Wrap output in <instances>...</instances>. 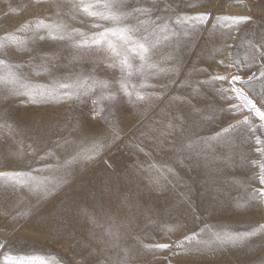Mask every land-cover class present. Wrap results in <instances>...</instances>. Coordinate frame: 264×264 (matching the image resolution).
<instances>
[{
    "label": "rangeland",
    "instance_id": "374dc122",
    "mask_svg": "<svg viewBox=\"0 0 264 264\" xmlns=\"http://www.w3.org/2000/svg\"><path fill=\"white\" fill-rule=\"evenodd\" d=\"M74 2L0 0V37L15 33L27 40L25 50L8 46L0 59L24 65L20 71L40 85L77 76L95 82V90L79 99L37 96L35 103L0 85V172L62 178L47 191L0 179V264L9 252L56 257L60 264H264V232L235 244L185 240L198 233L200 241H210L214 232H245L264 224V199L251 198L264 188L259 164L253 163L264 162V151H256L264 149L256 142L257 137L264 142V121L247 109L229 111L237 101L218 91L239 75L236 86L264 110L259 77L264 0H124L123 10L154 8L153 19L212 14L187 36L159 47L155 62L166 71L145 70L143 77L130 78L137 85L130 90L148 93L145 100L120 90L122 73L111 66L107 50L74 48L68 40L50 39L46 30H20L36 19L88 33L101 30L92 25L104 22L74 9ZM220 15L251 19L227 28L217 24ZM236 58L251 67L227 66ZM40 65L48 71L37 75ZM217 74L229 81H211ZM253 74L256 78L245 84ZM145 77L153 86L141 89ZM104 82L107 88L100 87ZM107 94L115 99L94 103ZM245 117L250 124L215 138ZM94 143L102 149L92 159L57 167ZM88 209L99 213L90 219ZM76 210L81 216L66 217ZM155 244L170 247H151Z\"/></svg>",
    "mask_w": 264,
    "mask_h": 264
},
{
    "label": "snow or ice",
    "instance_id": "6c2138e0",
    "mask_svg": "<svg viewBox=\"0 0 264 264\" xmlns=\"http://www.w3.org/2000/svg\"><path fill=\"white\" fill-rule=\"evenodd\" d=\"M73 8L89 17L96 18L100 22H104L92 25V27L101 30L88 33L82 29H70L63 22L47 21L44 19H36L34 25L25 23L20 30L30 29L34 34L40 32V30H46L47 36L50 39L68 40L74 48L95 47L97 49L107 50L113 60L111 66L120 68L122 73V77L118 81L120 90L129 98L135 95L137 100H145L149 94L140 90H136L135 92L131 91L130 88L137 89V85L130 84V78L134 74L143 77L145 70L154 69L156 72L166 71V69L161 68L155 62L159 47L173 40H178L180 36H187L189 30L195 29L199 25H204L212 19V14L207 12L196 13L194 15H180L174 20L164 16H157L153 19L152 13L155 11L154 8L135 7L131 10H123L124 0H76L73 3ZM130 18L135 19L136 22L130 23ZM215 19L217 24L230 28L247 22L251 17L220 15L216 16ZM178 28L182 30L178 31ZM39 38L44 39L45 37L40 36ZM26 45L27 40L15 33L0 37V52H3L8 46H15L20 50H25ZM261 55H264V53ZM167 59H171V57L169 56ZM249 59L250 57L247 55L244 57L246 61ZM252 59L255 60V57ZM133 61H138V65H135ZM220 63L223 64V61ZM227 66L251 67V64H241V60L236 58L232 65ZM23 67L24 65L13 64L5 59H0V85L8 87L13 94L28 96L33 103L38 102L36 99L37 96L47 97L49 99H79L80 96L87 95L95 90V82L89 83L90 77L77 76L75 78L54 79L50 85L36 84L20 71ZM34 70L39 75V71H48V68L46 65H40ZM259 77L264 78V66L259 70ZM255 78L256 74H253L252 77H249L247 81L243 82L250 84ZM210 79L213 82H225L229 81V76L217 74L211 76ZM240 81H242L241 76L232 75L229 81L230 87L220 88L218 90L224 99L237 101L236 103H231L228 110L236 113L247 109L250 113L259 117L260 121H264V110L257 107L256 103L248 96L243 88L236 86L237 82ZM108 86L106 82L100 84V87L103 88H107ZM152 86L147 83V78L145 77L144 81L139 85V88L143 89ZM261 91L264 94V85L261 86ZM104 99H115V95L107 94L100 97L97 101H94V103H100ZM240 123L250 124V118L245 117L244 121L238 122L237 125H229L227 128L222 129L221 133H217L215 138L231 132ZM253 130H255V126H253ZM256 142L257 144L264 143L259 137L256 138ZM188 147H191V145H188ZM101 149L102 145L94 143L91 148L81 149L76 155L66 158L57 167L67 168L79 159L90 160L98 155ZM256 151L260 152L264 151V149L257 148ZM52 154V152H48L46 155ZM41 159H44V157H41ZM253 163L259 164L260 173L258 178L259 182L264 185V162L254 161ZM44 167L49 168L50 166L45 165ZM33 171L40 172L43 169ZM169 171L171 170L169 169ZM3 178H7L13 186L28 187L33 191H47L49 184L62 179L54 176L33 175L32 171L0 172V179ZM251 198L264 199V188L254 190ZM262 232H264V224L245 232H214L212 234L213 240L210 241H200L198 239V233H193L185 237V240L189 242L195 240L197 243L205 244L213 242L235 244L255 237ZM182 244L183 242H179V245ZM3 247L4 245H0V248ZM151 247L165 249L170 247V245L155 244ZM52 261L60 264L56 257H48L39 253L13 255L9 252L3 257V264H51Z\"/></svg>",
    "mask_w": 264,
    "mask_h": 264
},
{
    "label": "bare ground",
    "instance_id": "6f19581e",
    "mask_svg": "<svg viewBox=\"0 0 264 264\" xmlns=\"http://www.w3.org/2000/svg\"><path fill=\"white\" fill-rule=\"evenodd\" d=\"M88 210H89V212H88ZM87 210V212H86V216L88 217V218H90V219H93L94 217H96L97 216V214L99 213L98 212V210H96V209H88ZM85 212V211H84ZM75 216H81V215H79V211H72V212H70L68 215L66 214V217H75ZM89 219V220H90ZM90 222H91V220H90ZM71 233V232H70Z\"/></svg>",
    "mask_w": 264,
    "mask_h": 264
}]
</instances>
